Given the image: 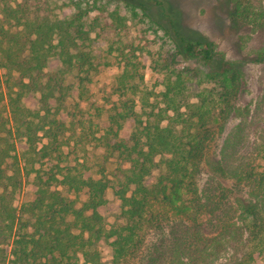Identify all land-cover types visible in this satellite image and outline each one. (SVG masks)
<instances>
[{
	"label": "trees",
	"instance_id": "1",
	"mask_svg": "<svg viewBox=\"0 0 264 264\" xmlns=\"http://www.w3.org/2000/svg\"><path fill=\"white\" fill-rule=\"evenodd\" d=\"M231 2L237 18L250 31L264 33V2L260 7L253 0ZM91 4L90 0L75 1L76 11L64 15L51 0H0V264H105L97 248L103 239L112 240L114 262L120 264L143 243L148 211L156 202L172 207L179 203L190 210L196 222L197 240L184 238L180 243L186 244L184 248L179 244L174 249L178 264L195 262L193 249L202 246L204 252L212 249L213 255L217 254L218 264H264V147L259 157L244 164L231 163L228 140L219 149L213 146L217 134L214 120H220L223 130L226 121L248 110L240 103L245 63L228 59L213 41L187 38L174 23L164 26L144 2L126 3L132 17L147 18L149 31L165 30L176 41L179 53L201 58L207 67L206 80L213 87L194 95L187 80L177 73L175 79L169 76L165 82L162 95L167 107L155 111L151 115L155 119H141L133 100L118 111L117 120L141 123L146 139L142 147L135 143L132 167L114 173L124 224L107 226L100 208L109 206L105 196L109 183L86 176L77 165L50 173L37 169L34 198L22 205L16 203L35 163L50 155L52 142L74 130V122L63 115L72 89L67 75L73 73L84 81L95 68L91 29L85 19L101 6ZM104 10L110 21L106 29L120 33L129 28L118 10ZM94 24L102 26L101 19L97 17ZM139 50L132 45L131 62L140 56ZM248 54L251 62L264 63V42ZM54 58L59 63L50 71L48 64ZM169 66L159 63L155 68L166 71ZM31 94L39 95L37 107L25 103ZM169 111L173 114L168 115ZM44 136L51 141L39 149ZM133 138L137 139L136 135ZM16 139L28 145L25 166ZM160 163L165 171L157 186H152L147 178ZM201 167L219 183L221 187L216 188L223 196L202 192L196 177ZM61 187L75 194L86 190L88 198L79 207L77 198ZM227 206L235 210L242 226L237 221L222 223ZM204 216L221 218L217 234H207L206 226L199 222Z\"/></svg>",
	"mask_w": 264,
	"mask_h": 264
},
{
	"label": "rangeland",
	"instance_id": "2",
	"mask_svg": "<svg viewBox=\"0 0 264 264\" xmlns=\"http://www.w3.org/2000/svg\"><path fill=\"white\" fill-rule=\"evenodd\" d=\"M75 1L86 0H51V3L58 13L65 15L76 11ZM90 1L101 6L91 11L85 19L87 27L91 29V49L95 68L84 81L73 73L67 75V82L71 84L72 89L67 98L68 110L63 115L74 122V130L52 142L49 148L50 155L35 163V171L25 177L23 187L17 195L18 205L34 198L36 190L34 178L37 169L43 173H50L77 165L86 176L104 178L109 183L105 194L109 206L100 208L107 226L124 224L119 199L115 194L117 182L114 173L118 168L132 167L133 159L137 155L133 147L136 142L139 147L144 146L146 139L142 132V124L136 125L131 119L117 120L118 111L125 109L126 101L133 100L140 118L147 121L155 111L167 107L163 101L162 91L166 89L167 78L171 76L175 79L177 73H181L187 80L188 87L194 95L213 87V84L206 80L205 62L201 58L179 53L176 41L165 30L159 28L158 32L149 31L148 19L141 16L134 19L127 9L128 2L137 5L141 2L146 3L152 17L164 26L170 27L174 23L187 38L213 41L217 49L224 52L228 59L244 61L245 91L240 103L248 106V112L243 110L236 117L226 121L223 130L220 120H214L217 134L213 146L214 149H219L228 140L231 144L228 147L230 154L228 159L231 163L246 164L260 156V149L264 147V63L251 62L248 53L262 45L264 33L250 31V28L237 18L231 0ZM253 1L259 7L264 2ZM105 8L118 10L126 17L129 28L120 33L112 28L106 29V22L110 21L105 10L101 11ZM97 17L101 19L102 26H94ZM132 45L140 48L137 52L140 56L134 57V62L129 60L133 57ZM58 63L56 58L51 59L47 69L50 71L55 69ZM159 63L162 66L168 63L169 69L157 70L155 67L159 66ZM2 75L3 69L0 68V77ZM197 99L196 96L192 97L193 101ZM25 103L30 107H37L39 95H29ZM5 105L7 107L4 109L5 113L9 115L7 102ZM168 113L173 114L171 111ZM151 119L155 117L151 116ZM134 135L137 139L133 138ZM50 141L49 137H42L38 143L39 149ZM16 144L17 152L22 157V165L25 166L28 145L20 139H16ZM164 171V166L158 164L147 178L148 183L157 186ZM196 175L202 192L205 191L206 195L210 193L215 197L223 196L216 188L221 186L204 167H201ZM61 189L77 198L79 207L88 198L86 190L75 194L69 193L66 187ZM229 207H226L228 209L226 214H222L224 216L222 223L237 221L238 225L242 226L243 221L238 218L235 210ZM147 219L143 243L133 255L120 264H178L174 250L176 246L185 239L197 240L194 238L196 222L190 210L184 209L179 203L172 207L156 202L150 206ZM220 220L218 216L199 218V222L202 221L206 226L208 235L218 233V227L222 225ZM186 230L194 235H188ZM111 241L103 239L97 243L105 264H116ZM184 244L180 246L184 248L186 245ZM205 251L204 246L200 250L194 248L192 256L195 262L192 264H218L217 254L213 255L212 249Z\"/></svg>",
	"mask_w": 264,
	"mask_h": 264
}]
</instances>
